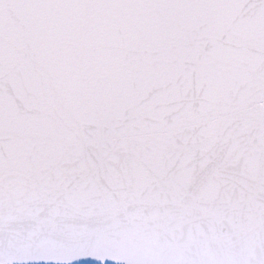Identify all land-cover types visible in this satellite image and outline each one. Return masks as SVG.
Here are the masks:
<instances>
[{
	"label": "snow or ice",
	"instance_id": "1",
	"mask_svg": "<svg viewBox=\"0 0 264 264\" xmlns=\"http://www.w3.org/2000/svg\"><path fill=\"white\" fill-rule=\"evenodd\" d=\"M119 6L0 0V264H264V0Z\"/></svg>",
	"mask_w": 264,
	"mask_h": 264
},
{
	"label": "water",
	"instance_id": "2",
	"mask_svg": "<svg viewBox=\"0 0 264 264\" xmlns=\"http://www.w3.org/2000/svg\"><path fill=\"white\" fill-rule=\"evenodd\" d=\"M63 5L79 7H62L46 9L37 15L47 25L65 34L80 33L89 38L108 42L117 33L135 28L142 23V13L119 5L131 4L135 0H48ZM72 264H100L92 259L75 260ZM104 264H113L105 261Z\"/></svg>",
	"mask_w": 264,
	"mask_h": 264
}]
</instances>
